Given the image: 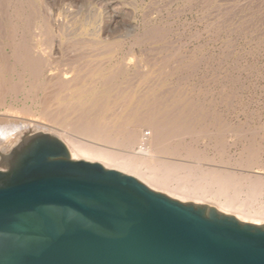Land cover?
Masks as SVG:
<instances>
[{
  "label": "rangeland",
  "instance_id": "1",
  "mask_svg": "<svg viewBox=\"0 0 264 264\" xmlns=\"http://www.w3.org/2000/svg\"><path fill=\"white\" fill-rule=\"evenodd\" d=\"M98 1L0 0V138L24 130L8 150L44 131L136 153L148 148L125 143L136 123L145 138L158 128L159 160L232 172L243 190L264 178V0Z\"/></svg>",
  "mask_w": 264,
  "mask_h": 264
},
{
  "label": "water",
  "instance_id": "2",
  "mask_svg": "<svg viewBox=\"0 0 264 264\" xmlns=\"http://www.w3.org/2000/svg\"><path fill=\"white\" fill-rule=\"evenodd\" d=\"M23 131L0 138V264H264V223L73 158L49 132L9 151Z\"/></svg>",
  "mask_w": 264,
  "mask_h": 264
},
{
  "label": "bare ground",
  "instance_id": "3",
  "mask_svg": "<svg viewBox=\"0 0 264 264\" xmlns=\"http://www.w3.org/2000/svg\"><path fill=\"white\" fill-rule=\"evenodd\" d=\"M98 1V0H97ZM103 1V0H102ZM106 2V0H104ZM103 1V2H104ZM114 1V0H113ZM99 2V1H98ZM123 2V1H122ZM124 4H127V1H124ZM246 2V1H245ZM108 3V2H107ZM118 3V2H117ZM129 3V2H128ZM131 3V2H130ZM106 4V3H105ZM116 4V2H115ZM112 1H109L108 3V10L111 14L110 20H116L121 15V11L118 10L116 6ZM240 4V3H239ZM101 5L102 2H101ZM107 5V4H106ZM105 5V6H106ZM264 5V4H263ZM262 5V6H263ZM124 6V5H123ZM127 6V5H125ZM219 6V5H218ZM137 7V6H136ZM221 7V6H220ZM252 7V6H250ZM263 8V7H262ZM128 9V8H127ZM235 9V8H234ZM236 10V9H235ZM130 11V10H129ZM225 12V11H224ZM256 12V10H255ZM3 13V12H2ZM87 13V12H86ZM4 14V13H3ZM130 15V14H129ZM247 15V14H246ZM89 16V15H88ZM104 16V15H103ZM125 16V15H124ZM147 16V15H146ZM231 17V16H230ZM98 18V17H97ZM124 19V18H123ZM217 20V19H216ZM103 22V21H102ZM114 22V21H113ZM225 22V21H224ZM75 23V22H74ZM111 23V22H110ZM100 24V23H99ZM109 24V23H108ZM133 25V24H132ZM131 25V26H132ZM109 26V25H108ZM130 26V24L128 25ZM77 27V26H76ZM155 27V26H154ZM245 27V26H244ZM59 28V27H58ZM65 28V27H64ZM74 28V27H73ZM132 28V27H131ZM32 29V28H31ZM79 29V28H78ZM89 29V28H87ZM130 29V27H129ZM133 29V28H132ZM90 30V29H89ZM88 30V31H89ZM96 30V29H94ZM75 31V30H74ZM84 31V30H83ZM87 31V32H88ZM227 31V30H226ZM254 31V30H253ZM90 32V31H89ZM97 33V32H96ZM137 33V31H136ZM93 34V33H92ZM99 34V33H98ZM97 35V34H96ZM59 41V40H58ZM69 41V40H68ZM76 41V40H75ZM90 41V40H89ZM49 42V41H48ZM18 45V44H17ZM22 45V44H21ZM33 49H35V45H33ZM63 46V45H62ZM23 47V46H22ZM26 47V46H25ZM37 47V46H36ZM44 48V47H43ZM68 48V47H67ZM24 49V48H23ZM37 49V48H36ZM39 49V48H38ZM42 49V48H41ZM71 49V47H70ZM86 49V48H85ZM107 49V48H106ZM26 50V49H25ZM72 50V49H71ZM38 51V50H37ZM46 52V50H44ZM73 51V50H72ZM104 51V50H103ZM26 52V51H25ZM33 52V51H32ZM85 52V51H83ZM82 52V53H83ZM95 52V51H94ZM1 53V52H0ZM14 53V52H13ZM37 54L38 56H45V53L42 51H39ZM69 53H67L68 56ZM81 54V53H80ZM95 54V53H94ZM97 54V52H96ZM19 55V54H18ZM33 55V54H32ZM47 55V54H46ZM71 55V54H70ZM75 55V54H74ZM78 55V54H77ZM93 55V54H92ZM50 56V55H49ZM73 56V55H72ZM79 56V55H78ZM85 56V53L84 55ZM87 56V55H86ZM18 57V56H17ZM28 57V56H27ZM26 57V59H27ZM33 59H35V56H32ZM48 57V56H46ZM51 57V56H50ZM49 58V57H48ZM69 58V57H68ZM82 58V57H80ZM80 58L76 57V60ZM40 59V58H39ZM50 59V58H49ZM72 62V59L69 58ZM36 60V59H35ZM45 58L41 60V62ZM75 60V58H74ZM87 60V59H86ZM90 60V59H89ZM93 60V59H92ZM120 60V59H119ZM32 61V60H30ZM55 61V60H54ZM63 61V60H62ZM88 61V60H87ZM99 61V60H98ZM33 62V61H32ZM37 62V61H36ZM35 62V63H36ZM86 62V61H85ZM89 62V61H88ZM33 63V64H35ZM49 63V61H48ZM47 63V64H48ZM76 63V62H74ZM80 63V62H79ZM78 63V65H79ZM90 63V62H89ZM97 63V62H96ZM126 63V62H125ZM70 64V63H69ZM29 65V64H28ZM74 65V64H73ZM77 65V64H76ZM127 65V64H126ZM200 65V64H199ZM31 66V65H30ZM29 66V67H30ZM34 67V65H32ZM36 66H39L36 64ZM59 66V65H58ZM104 66V65H103ZM42 70H43V66ZM40 67V68H41ZM46 67V66H45ZM61 67V66H60ZM77 67V66H76ZM129 67V65H128ZM31 68V67H30ZM63 68V67H62ZM91 68V67H89ZM108 68V67H107ZM46 69V68H45ZM74 69V68H73ZM82 69V68H81ZM80 69V70H81ZM99 69V68H97ZM37 70V68L35 69ZM34 70V71H35ZM41 70V69H40ZM37 70V71H40ZM41 70V71H42ZM62 70V69H61ZM71 70V69H70ZM89 69H87L88 71ZM104 70V69H102ZM50 71V69H49ZM78 71V70H77ZM86 71V70H85ZM84 71V72H85ZM91 71V70H89ZM96 71V70H95ZM110 71V70H109ZM36 72V71H35ZM44 72V71H43ZM55 73H58L56 71H52ZM51 72V73H52ZM61 72V71H60ZM83 72V73H84ZM50 73V74H51ZM92 73V72H91ZM110 73V72H109ZM145 73V72H144ZM20 74V73H19ZM46 74V73H45ZM86 74V72L84 73ZM141 74V73H140ZM139 74V75H140ZM191 74V73H190ZM52 75V74H51ZM50 75V76H51ZM104 75V73H103ZM48 76V75H47ZM53 76V75H52ZM74 76V75H73ZM82 76V75H81ZM111 76V75H110ZM55 80L57 78H61L60 81L63 82H71L73 81V78H71L68 75H63L62 73L60 75H55ZM85 77V76H84ZM116 77V76H115ZM52 78V77H51ZM80 78V77H78ZM90 78V77H89ZM88 78V79H89ZM97 78V77H95ZM49 79V78H48ZM112 80V79H111ZM50 81V80H49ZM52 81V80H51ZM50 81V82H51ZM54 81V80H53ZM81 81V79H80ZM103 81V79H102ZM140 81V80H139ZM48 82V81H47ZM46 82V83H47ZM58 82V80L56 81ZM88 82V81H87ZM101 82V81H99ZM106 83V81H104ZM103 82V83H104ZM126 82V81H125ZM45 83V82H44ZM49 83V82H48ZM59 83V82H58ZM113 83V82H112ZM14 84V83H13ZM61 84V83H60ZM59 84V85H60ZM74 84V83H73ZM81 84V83H80ZM100 84V83H98ZM102 84V83H101ZM65 85V84H64ZM84 85V84H83ZM92 85V84H91ZM103 85V84H102ZM112 85V84H111ZM67 86V85H66ZM93 86V85H92ZM110 86V85H109ZM90 87V86H89ZM105 87V86H104ZM119 87V86H118ZM63 88V86H62ZM49 89V88H48ZM93 89V88H92ZM122 89V88H121ZM61 90V89H60ZM89 90V89H87ZM55 91V90H54ZM71 91V90H70ZM61 92V91H60ZM82 92V91H81ZM185 92V91H184ZM50 93V92H49ZM53 93V92H52ZM55 93V92H54ZM66 93V92H65ZM73 93V92H72ZM87 92H85L86 94ZM89 93V92H88ZM87 93V94H88ZM98 93V92H97ZM96 93V95H97ZM76 94V93H75ZM129 94V93H128ZM67 95V94H66ZM74 95V94H73ZM115 95V94H114ZM134 95V94H133ZM137 95V93H136ZM52 96V97H51ZM62 96V95H61ZM60 96V100L62 99ZM69 96V95H68ZM95 96V95H94ZM93 96V98H94ZM80 97V96H79ZM78 97V98H79ZM90 97V96H87ZM131 97V96H130ZM135 97V96H134ZM143 97V96H142ZM3 98V97H2ZM50 98H54L53 94H50ZM68 98V97H67ZM84 99V97H82ZM132 98V97H131ZM64 99V97H63ZM62 99V100H63ZM72 99V97H71ZM88 99V98H87ZM102 99V98H101ZM130 99V98H129ZM137 99V98H136ZM55 100V99H54ZM58 100V99H57ZM56 100V102H57ZM59 100V101H60ZM69 100V99H68ZM75 100V99H74ZM94 100V99H93ZM92 100V101H93ZM131 100V99H130ZM67 101V100H66ZM73 101V99H72ZM62 102V101H61ZM77 102V100H76ZM83 102V101H82ZM81 103V101H80ZM90 103V102H89ZM126 103V102H125ZM124 103V104H125ZM132 103V102H130ZM76 104V103H74ZM137 105V103H135ZM90 105V104H89ZM139 105V104H138ZM52 106V105H51ZM59 106V105H58ZM71 106V104H70ZM69 106V107H70ZM73 106V104H72ZM71 106V107H72ZM79 106V105H78ZM88 105H86L87 107ZM99 106V105H98ZM47 107V106H46ZM54 107V106H53ZM61 107V106H60ZM68 107V106H67ZM66 107V108H67ZM120 107V106H119ZM49 109V107H47ZM74 108V107H73ZM79 108V107H78ZM82 108V107H81ZM100 108V107H99ZM51 109V108H50ZM54 109V108H53ZM86 109V108H85ZM128 109V108H127ZM42 110V109H41ZM64 110V108H63ZM126 109H124L125 111ZM129 110V109H128ZM49 111V110H48ZM58 111V110H57ZM56 111V112H57ZM62 111V110H61ZM60 111V112H61ZM123 111V112H124ZM130 111V110H129ZM176 111V110H175ZM53 112V111H52ZM59 112V113H60ZM99 112V111H98ZM127 112V111H126ZM220 112V111H219ZM133 113V112H132ZM135 113V112H134ZM133 113V114H134ZM49 114V113H48ZM52 114V113H51ZM55 114V111H54ZM61 114V113H60ZM59 114V115H60ZM122 115V112L120 113ZM131 114V112H130ZM47 115V114H46ZM83 115V114H82ZM129 115V113H128ZM52 116V115H51ZM65 116V115H64ZM116 116V115H115ZM120 116V115H118ZM124 116V114H123ZM130 118L131 115H129ZM128 116V117H129ZM133 116V115H132ZM48 117V116H47ZM125 117V116H124ZM134 117V116H133ZM86 118V116H85ZM88 118V117H87ZM116 118V117H115ZM127 118V117H125ZM135 118V117H134ZM133 119V118H132ZM80 120V119H79ZM120 120V119H119ZM134 120V119H133ZM136 120V119H135ZM82 121V120H81ZM123 121H125L123 119ZM129 121V120H128ZM77 122V121H76ZM92 122V121H90ZM89 122V124H90ZM118 122V121H117ZM127 122V121H126ZM120 123V122H119ZM147 123V122H146ZM64 124V123H63ZM79 124V122H78ZM88 124V126H89ZM116 124V123H115ZM76 125V124H75ZM80 125V124H79ZM87 125V124H86ZM125 125V124H124ZM73 126V125H72ZM78 126V125H77ZM76 126V127H77ZM128 131L126 145L128 147H136L140 143H148V148L145 147L143 150L141 149L139 152L136 153H118L106 148H103L101 146L88 144L85 142H82L80 140L68 137L65 134H62L61 132H54L53 134L61 138L69 147L71 155L73 158L77 159H86L90 161H99L105 166L109 168H115L119 169L124 172H128L130 174L138 175L142 181L147 183L150 187L156 188V189H167L169 190L176 198H180L182 200L190 199L197 203H210L211 205L217 206L220 210L227 212V213H233L238 218L244 221H250L253 223H262L264 221V178L256 177L254 179L248 178L249 182L247 183L245 190L241 188L240 180L242 177L236 176L234 173L229 171H224L222 169H217L213 167H194L190 165H184L183 167H176L175 164L166 163L163 160H159L153 152H151L154 147H157L160 144V133L157 131V129L154 131V133L151 132L149 136L146 138L144 137V134H142V126L136 124ZM153 126V125H152ZM91 127V126H90ZM116 127V126H114ZM119 127H121L119 125ZM118 127V128H119ZM155 127V126H154ZM79 128V127H78ZM156 128V127H155ZM92 129V128H91ZM111 129V128H110ZM120 129V128H119ZM164 129V125H163ZM171 129V127H170ZM181 130V129H180ZM109 131V130H108ZM51 132V131H50ZM61 133V134H60ZM94 133V132H93ZM92 133V134H93ZM109 133V132H108ZM112 134V133H111ZM179 134V133H178ZM89 135V134H88ZM94 135V134H93ZM103 135V133H102ZM97 136V135H96ZM163 138V136H162ZM161 138V139H162ZM113 139V138H112ZM167 142V140H166ZM146 143V144H147ZM95 144V143H94ZM145 144V145H146ZM168 144V142H167ZM163 146V144H162ZM164 148V147H163ZM161 149V148H160ZM138 150V149H137ZM159 150V149H158ZM155 152V150H154ZM245 193V194H244ZM170 194V195H172ZM179 195V196H177ZM173 196V197H174ZM215 200L216 202L212 201Z\"/></svg>",
  "mask_w": 264,
  "mask_h": 264
}]
</instances>
